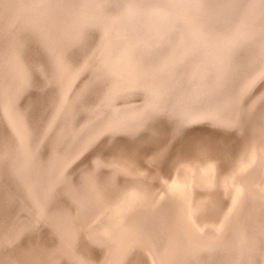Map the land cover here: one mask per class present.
<instances>
[{"label":"bare ground","instance_id":"bare-ground-1","mask_svg":"<svg viewBox=\"0 0 264 264\" xmlns=\"http://www.w3.org/2000/svg\"><path fill=\"white\" fill-rule=\"evenodd\" d=\"M55 1L71 5L72 13L68 20L72 25L68 28L70 37L68 45L72 47L79 41L80 20L81 16L85 15L87 1ZM13 3V0H0V61L9 66L22 88L33 87L38 90L35 92L40 96V107L46 119L44 136L48 143H45L47 147L44 157L43 154L41 157V153L38 154L40 163L33 162L34 174L39 178L34 182L37 189L35 204L22 194L17 183L13 181V176L20 175L27 155V151L23 149V139L17 135L8 138L0 148V183L2 184L4 180L6 183L1 207L7 222L14 226L16 247L15 261L0 258V264H100L97 260L91 259L98 253L88 250L84 252L82 231L91 223L92 214L87 209V198L84 194L86 182L91 183V190L97 197L100 195L103 206L112 212L116 211L129 225L131 223L130 227L126 226L134 228V231L130 232L129 242L143 245L147 249L146 253L144 250L136 253L137 257H133L135 260L133 264H152V253L155 254L154 258L158 264L160 243L151 233V229L157 234L163 231L168 242V256L166 263L163 261L162 264H176V255L181 248L186 256L194 254L196 246L192 238L198 237L218 240V243L227 238H234L237 248L233 264H242L244 259L264 264L262 262L264 182L260 181L261 177L264 179V148L254 146L256 143L252 142L251 125L245 120H239L238 124L205 121L212 123V126L215 124H221V127L229 126L234 130L231 131L224 126V129L212 127L186 129L190 121L172 124L160 121L145 132L124 131L107 135L103 129H92L78 142H74L69 136V125L63 116L70 102L69 92L82 82L80 79L82 69L92 63L94 51H84L78 56L72 51L68 54L65 65L68 73L67 83L62 87L60 94L55 95L53 91L57 89V75L51 72L47 57L33 48L28 39L27 21L30 17L36 19L40 16H37L41 10L40 5L32 4L25 14L13 7ZM91 4L93 5V1ZM119 4L117 19L115 17L116 29L124 27V22H136L146 27L144 32L148 28L153 29L151 38L154 40L161 39L165 34L164 30H171L178 23L189 21V30L192 32H204L208 38L210 34L218 35L222 42H218L219 49L225 46L223 50L221 49L226 53L222 57L224 60L227 59L226 64L229 63L231 66L233 63L234 65L241 63L239 57L251 47L247 45L251 40L249 38L264 34V0H119ZM188 18L190 19L187 20ZM105 38V42L110 43L111 32L108 31ZM260 41L262 42L259 46H262L264 39ZM231 53L235 55L230 56ZM256 61L252 58L247 62L246 72L252 70V66L255 67ZM217 66L222 67L219 63ZM187 70L185 78L197 79L199 89L211 90L210 88L216 86V81L221 83L223 80H230L231 77V74L225 73L222 68L216 73ZM248 76L241 77V80L245 81ZM189 78L179 81L172 88L168 87L167 91L175 95L172 96L174 103L213 105L201 103L202 101L194 94L180 88L181 84L187 88L186 82ZM163 103L166 104L165 101ZM28 107L24 113L27 117L25 129L31 133L33 124L30 126L29 123L33 121L31 113H34L35 107L31 102L28 103ZM57 110L62 111V118L54 122L48 120L47 117ZM118 114H114V117ZM199 129L215 132L217 141L223 146L226 159L234 165L236 172L228 188L232 203L235 202V209L227 217L226 211L222 213L224 218L221 225L209 223L212 229H208V232L202 228V217L208 215L210 216L208 219L213 221L215 215L218 213L219 216L221 213L220 209L217 211L216 208L219 205V191H211L218 185V174L221 172L218 163L215 162L220 159L209 156L211 149H199L210 145V142H199L201 136L197 133ZM31 139L32 137L29 140ZM143 139L150 141L149 148L142 149L139 142ZM97 145L100 147L94 149ZM120 148L134 151L133 158L141 159L143 166L128 165L125 159L121 160L118 154ZM86 149L96 154L95 164L81 167L79 162L74 164L76 166L70 167V162H74L72 160L77 159V156ZM82 157L84 158L83 155ZM106 164L117 166L116 171L142 176L128 180L129 187L123 192L118 202L119 208L115 211L114 201H105L106 193L108 197L110 195L109 191L99 187L101 183L98 179L101 180L102 177L99 169L102 166L106 167ZM168 164L173 170V175L169 178L166 173L168 174L170 169H165ZM207 168H210L211 172L203 174ZM200 188L208 190L201 192L198 190ZM28 204L34 209L30 207L33 209L31 216H24L22 207L23 205L28 207ZM40 216L45 226L40 224L41 219L38 218ZM140 220L147 223L143 222L142 225ZM145 225L148 227H142ZM155 225L158 229H155ZM163 233L161 235L164 242ZM104 235L107 245L113 244L107 234ZM3 243L4 239L0 234V254L3 252ZM73 254L75 256H72Z\"/></svg>","mask_w":264,"mask_h":264},{"label":"rangeland","instance_id":"rangeland-1","mask_svg":"<svg viewBox=\"0 0 264 264\" xmlns=\"http://www.w3.org/2000/svg\"><path fill=\"white\" fill-rule=\"evenodd\" d=\"M85 1H87V7L85 15L81 16L80 20L79 41L70 47L68 45L70 40L68 28L72 24L68 17L72 13V9L69 3L55 0H13V7L25 14H27V8L32 4L40 5L41 10L37 14L40 16L36 19L30 17V20L27 21L29 25L28 39L33 48L47 57L51 72L57 75V89L53 91L55 95H59L62 87L67 83L68 73L65 65H67L68 54L72 51L78 56L84 51H94L92 63L82 69L80 77L82 82L76 89H71L69 92L70 102L63 116L69 125V136L74 142H78L92 129H103L105 134L113 135L124 131L145 132L151 130L160 121H165L168 124L190 121L191 123L186 125V129L196 127L222 129L224 126L225 129L228 127V130L234 131L229 126L221 127V124H217L218 126L215 124L213 127L212 123L207 122L209 123L207 124L205 121L238 124L239 120H245L253 128L252 142L256 143L254 146L264 148V43L259 46L262 42L260 39H264V34L263 36L257 34L249 38L251 40L247 45L251 47L239 57L242 64L234 65L235 63H233L231 66L229 63L226 64L227 59L224 60L222 57L223 54H226L225 50L222 51L225 46L221 48L222 50L219 49L218 42H222L218 35L210 34V38H208L204 32H192L189 30V21L180 22L171 30H164L165 34L161 36L162 38H155L154 41L153 33H151L153 29L148 28L144 32L146 27L136 22H124V27H119V29L114 27L117 19L116 13L120 8L119 0ZM108 31L112 34L110 43L105 42ZM191 39L193 40L189 41ZM231 55L235 54L231 53ZM252 58L257 60L255 67L252 66V70L246 72L245 66ZM218 63L222 65L220 68L225 73L231 74L230 80H223L221 83L216 81V86L210 88L211 90L197 88L198 80L191 77H186L189 78L186 82L187 88L182 86L184 84L179 85L187 93L194 94L202 101L201 103H212L213 105L195 106L185 102L174 103L172 96L175 95L169 93L167 89L176 86L179 81L185 80L187 69L197 70L199 73L211 71L216 73L217 70H220L217 66ZM248 74L252 76H248ZM245 76L248 78L245 81L241 80V77ZM176 90L178 91L177 87ZM35 91L38 90L33 87L22 88L12 75L9 66L0 61V148L8 138L17 135L23 139V149L27 151V155L20 175L13 176V181L17 183L22 194L31 200V203H34L36 198L37 189L34 182L39 179L34 174L33 162L40 163L38 154L41 153L40 157L42 154L44 157L47 147L45 143H48L44 136L46 119L40 107V96ZM30 102L34 104L35 111L31 113L33 123H29L30 126L33 124L32 132L28 133V129H25L27 117L24 113L29 109L28 103ZM117 113H119L118 116L114 117V114ZM61 118L62 111L60 110L47 117L53 122ZM199 122L201 123L198 124ZM197 133L201 135L199 142H210L212 145L199 149H211L209 156L220 159L215 162L218 163L217 166L221 172L220 175L218 174V185L211 191H219V205L216 208L217 211L220 209L221 213L219 211L220 215L218 216L217 213L213 221L208 219L210 217L208 215L202 217V228L207 231L212 229L209 223L221 225L224 218L222 213L226 211L225 217H227L235 209V202L232 203L228 188L231 178L236 172L234 165L226 159L222 150L223 146L217 141L215 132L199 129ZM31 137L32 141L29 140ZM139 144L142 149L151 146L150 141L144 139L140 140ZM99 147L100 145H97L94 149ZM89 151L88 149L84 150L77 156L78 158L76 157L77 159L72 160L74 162H70L69 166H76L74 164L79 162H81L79 163L81 167L95 164L96 154ZM84 153L86 154L84 155ZM118 154L119 158L125 159L128 165L141 167L144 164L141 159L133 158L134 151L120 148ZM93 155L94 157H92ZM105 166L99 169V174L102 175L101 180L98 179L101 183L99 187L109 191L110 195L108 197L106 193L105 201L113 200L115 211L119 208L118 202L123 192L129 187L128 180L142 178V176L141 174L133 176L127 172L116 171L117 166L111 164ZM170 167L171 165L165 169L169 170ZM210 172L211 169L207 168L203 174ZM166 175L168 178L171 177L173 170L170 169ZM261 180L264 182L263 177ZM5 184V180L2 184L0 183V231L2 232L0 234L4 239L0 258L2 260L13 259L14 262L16 256L14 226L7 222L1 207ZM90 184L86 182L84 188L87 209L92 213L91 223L82 231L84 252L98 253L91 259L97 260L100 264L108 262L133 264L135 261L133 257H137L136 253L143 252V250L146 253L147 249L143 245H134L129 242L130 232L134 231V228H126V226L130 227L131 223L129 225L116 211L112 212L105 205L103 206V200L100 199V195L97 197L91 190ZM198 190L203 192L208 189L200 188ZM97 193L99 194L98 191ZM30 207L34 209L29 204L28 207L23 205L22 215L31 216L33 209ZM38 218L42 220L41 216ZM41 220L40 224L45 226ZM143 222L147 223V221ZM143 222L140 220V224L144 225ZM155 226V229H158L157 225ZM151 233L160 243L158 264H162L163 261L166 263L169 248L164 233L160 231L157 234L152 229ZM104 234H107L113 244L107 245ZM192 239L196 246L195 253L186 256L181 248L176 255V264H233L235 262L237 245L234 238H227L222 243L207 237ZM151 256L153 257L152 264H156L155 254L152 253ZM262 262H264V256ZM242 264H256V260L244 259Z\"/></svg>","mask_w":264,"mask_h":264}]
</instances>
